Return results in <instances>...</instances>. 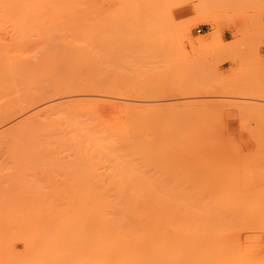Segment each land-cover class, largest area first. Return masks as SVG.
<instances>
[{
  "label": "rangeland",
  "instance_id": "rangeland-1",
  "mask_svg": "<svg viewBox=\"0 0 264 264\" xmlns=\"http://www.w3.org/2000/svg\"><path fill=\"white\" fill-rule=\"evenodd\" d=\"M77 2L79 3L23 6V8L21 7L22 11L26 13L31 11V14L28 13L29 15L25 19L22 18L23 21H18L20 18L17 20L0 15V53L21 56L24 59L27 57L33 63L36 62L34 70L23 77L21 86L24 85V88L22 90L29 87L35 90L43 85L48 86L50 90L46 96L44 95V99L40 98L41 102L27 106L26 109L22 108L15 115L0 119V141L6 137V142L8 131L11 132L10 129L18 127L17 125H21L20 122L24 123L25 119L27 121L32 117L37 118L39 127L40 125L45 127L47 124L40 123L41 118L43 121H48L49 118L50 121L45 128L47 132L62 127L63 132L54 134V137L65 140L60 145L56 144L43 150V153H40V150V154L30 151L33 155L29 154V156L33 157L27 156L25 160L23 158L25 156H22L21 160L20 157L14 158L13 156L17 153L12 151L13 149L10 150L9 147L5 150L7 145H3L4 149L0 145L2 147L0 149V172L7 173L6 175L3 172L0 173V214L4 215H0V218L10 217L5 219L8 222L15 218L19 220V222L15 221L20 225L13 227L9 222L10 224L7 223V225L11 226L8 227L2 224L3 218L0 219V230L2 229V233H4L3 236L0 231L2 235V238L0 235V242L2 240V243L5 244L0 243L2 245L0 247L5 252L11 251V254H6L0 248V250L2 249L0 261L5 259L0 263L5 262L9 258L8 255L13 261H20L21 258H26L25 260L38 259V253L36 257L35 251L38 252L41 249L39 245L41 238L39 237L40 241L37 238L42 233L40 227L45 226L47 221L42 220L44 225L37 222L39 226L41 225L39 228L37 227L38 230L35 228V223L33 228H28V226H30V222H33V219L37 220L38 215H41L42 218V215H49L50 211V214H53L54 210V214L60 215V218L58 217L60 220L64 218L61 216H67L65 217L66 221L63 222L57 219L59 223H65L62 226L55 218L53 220L56 223L49 219L55 223H52L53 226L56 224V226H64V230H66L64 232H69V230L71 232L73 227L69 224L72 223L76 227L73 230V232L75 231L73 235L78 233V238L80 240L82 238L81 242L85 243L86 240V244L89 243V245H83L81 242L76 243L78 238L75 236L76 245L72 239L73 245L67 243L69 246L71 245L72 250L68 246L65 247L66 243L63 249L67 248V250L60 252L61 248H58V256L60 253L61 256L63 255V259L64 257L67 259L66 256L73 254V258L69 257V259L74 264L76 254L86 257L89 252L94 251L84 252V250L95 247V237L93 236L96 233L94 230L96 225L95 221H92L95 218L93 210L89 219L85 218V216L87 217V214L85 215L86 208L90 202L95 201L98 196H109L108 198L113 199L120 196L121 198L122 196L123 198L142 196L146 197V201L150 200L149 202H152L154 197L159 200L164 199L165 202L158 205L159 208L156 207L157 211H162L166 207V210L164 209L166 212L167 209L170 210H168V214L177 211L178 217L181 213L182 219L184 216L186 217L183 215L186 213L184 211L193 217L194 211H202L201 215L205 216L208 213L206 216L211 217L210 221L214 224L220 221L223 228L221 225L210 226L212 228L204 225L202 227L201 224L202 228L200 226L199 228L187 227L186 222H190L192 219L188 221L184 219V222L181 220L185 223V228L179 229L177 226L178 229L173 227L172 231L170 228H166V234L164 227L161 228L163 230L149 228V230L139 229V231H137L138 229L133 231V229L124 228L119 231L120 233L117 231L116 234L118 237L120 236L118 234H124L125 237L121 236L120 238H125V241L121 242L119 238L115 240L111 247V254L112 256L117 254L112 259L109 257L110 263L107 262L108 264H127L128 262L129 264H227L228 259H231V261H227L228 264H246L248 261L251 262H248L249 264L254 262V264H264V222H262L264 219L260 221L261 218H264V197H262L264 183L260 182L264 180V176L259 173L264 172V165H262L264 157H261L264 156V122H262L264 120V0H81V2L77 0ZM15 9L16 7H14V11L18 7ZM1 10L4 9L0 8ZM15 31L24 33L17 36L14 35ZM38 56L39 59H37ZM51 86L53 88H50ZM35 113L36 115L32 116ZM28 115L32 117L27 118ZM216 121L218 122L216 123ZM39 129L42 131L44 128L41 126ZM259 134L260 136H258ZM250 158H253L254 163L250 161ZM23 162L25 165L21 164ZM220 162L222 163L218 164ZM241 163L242 168L246 165L243 171H241ZM254 164H258V169ZM247 165L248 168L250 167L249 169ZM237 166L241 168L240 173ZM251 168L255 171L250 172L252 176L248 173L253 171L250 170ZM244 169L249 170L244 173V175L248 173L249 176L243 175L244 177H242ZM250 176L251 178H249ZM259 176L262 179L258 181ZM242 178H248L250 183L246 185L249 181L244 179L241 184ZM213 179L216 184L213 186L220 188L219 192L216 191L217 188L210 189L212 185L208 186ZM218 179H222L219 184H217ZM234 179L238 180L240 184L237 182L235 185ZM252 179H254V186L251 184ZM203 180L205 181L203 182ZM214 181L211 184H214ZM189 183H192L191 186ZM194 183L195 186H193ZM226 185H230L231 188ZM14 187L15 189H13ZM208 187L209 190H213V192H209L210 194L207 192ZM226 187L230 191L232 188V190L238 189L234 192L228 190L229 193L226 192V194L234 196V193H237L235 197H239L235 198L231 195L229 197L228 194H225V197H229H227L229 202L223 198V203L219 207L220 203L216 204L217 198L224 195L226 190L223 189ZM72 188H79L81 190H78L79 193L83 195H77L79 194L77 190V192L69 191ZM89 188H94L93 192L91 191L94 196L91 193L88 194ZM253 189L255 190L253 191ZM8 190L10 191L7 192ZM82 191L86 192V197H91L87 198V200H91L87 201L89 205L86 208V203L83 202V200L86 202V197ZM187 191H189L188 194ZM58 192L65 195L62 194L66 198L63 199L64 201L58 200L61 194ZM69 192L71 193L69 194ZM58 194L59 197L55 199ZM67 194L69 198H72L71 194H75L81 201L75 197L77 201L72 198L71 202ZM54 196L55 198H53ZM181 196L183 198L181 201L186 200V203L183 204L178 200ZM165 197L169 198L165 199ZM191 197L192 201L189 200ZM240 197L242 200L238 201L237 199ZM24 200H28V202L30 200L31 204L25 207ZM73 201L79 207L70 204L64 205V202L73 203ZM177 201L180 208L175 206ZM149 202L148 206L151 205ZM168 202H172L175 208L171 207L172 205L170 206ZM50 203L52 206L54 205L53 209L52 206L51 209H48ZM224 203H229L228 205L231 207L235 203L232 209L230 207V212L233 211L232 214L230 212L228 214L229 207ZM62 204L65 208L60 206ZM223 204L227 211L221 212L222 210L219 209L223 208ZM237 204L239 209L235 206ZM37 205L39 206L37 207ZM153 205L149 207L151 211L155 209L156 205ZM31 206L33 207L29 208ZM66 206H69V209H66ZM216 206L219 208H215ZM160 207L163 209L160 210ZM57 208L58 210H56ZM211 208L212 210L215 208V211L218 210L219 212H216L218 215L225 212L228 215L231 214V217L238 215L236 220L242 218L243 213L241 212L243 211H248L253 216L257 215L256 218L259 219L254 218L257 222L254 219V221L252 219L249 221L253 222V225L256 224L257 227L254 226L258 230H248L254 226L247 223L246 220L243 222L244 225L248 224L250 227L247 230H242L239 227L243 224L242 222L238 225V221L230 219V216L226 217L225 214H223L224 217L221 215L222 219L225 223L227 221L231 228L227 223V226H224L225 223L220 215L217 218V214L214 211L211 212ZM16 209H19V213ZM237 209L241 211L238 212L241 215L236 213ZM164 210L162 212L166 214ZM206 210H210V214L216 215H210ZM80 211H82L83 217H80L82 216L81 213H78ZM29 212L33 216L32 220ZM182 212L184 213L182 214ZM189 214L187 217L191 218ZM249 214L246 213L247 217L243 216V218H247V221ZM23 215H30L28 218L24 216V219L27 218L28 221L23 220ZM253 216L249 217L253 218ZM20 218L26 222L25 225H22ZM72 218L74 219L71 220ZM83 218H85L84 221ZM196 218L194 220H197ZM203 219L206 221L205 218ZM211 219L217 222H213ZM229 219L232 220V223L228 222ZM48 223L50 228L52 225L50 222H47L45 227H48ZM81 223L84 224L79 225ZM233 223H236L234 226H238V228H235ZM26 224L28 226L25 229ZM5 226L8 227L7 234L11 232L8 235L4 232L6 231L4 230ZM243 227V229L246 228ZM34 228L36 231L32 230ZM28 229L34 232L35 237L36 232L40 231L41 233H37L38 236L32 240L34 236L31 232L30 236L33 237L30 240L29 237L27 239L30 232ZM62 229L58 231L63 233ZM174 230L176 231L174 232ZM93 231L94 233H92ZM19 233L21 236L17 235ZM155 233L157 234L155 235ZM245 233H259V241L255 240L254 242L247 238V243L258 241V245L253 246L252 244L250 247L247 244L244 245L246 240L243 242L245 236L243 234ZM20 237L21 239H19ZM258 237L255 236L253 239ZM6 238L8 241H10L9 239L12 241L9 244L7 240L3 242ZM91 238H93L92 241ZM138 238L140 239L138 240ZM170 238L174 239L170 241ZM24 239H27V242H22V240L25 241ZM35 239L36 242H39L38 245ZM65 240L68 241L66 238ZM33 242L34 245H31L30 243ZM60 242L62 243V240ZM27 243L28 245H24ZM118 243L124 244L118 245ZM78 244H81V247ZM5 246L6 248L8 246V249H5ZM28 246L33 247L29 249ZM37 246H39L38 249ZM82 247L85 249L83 250ZM166 247L169 252L170 250L175 251V253L172 252L175 255L179 250L176 256L178 260L176 257L173 259L175 261L172 260L174 255H171ZM251 248L255 249L251 251ZM13 249L17 250L16 255H12ZM163 249L166 251L163 252ZM80 250L84 254L79 253ZM18 251L19 254H17ZM64 252L65 254H63ZM2 253H5L6 257ZM85 253L87 254L85 255ZM241 253H244L246 259L248 254L252 257L245 260ZM255 253L259 256L257 263ZM230 254L235 255L236 258L232 255L229 256ZM31 255L35 257L32 256L29 259L28 256L31 257ZM92 258L96 257L90 259ZM250 259H253L254 262ZM77 260L80 259L77 257ZM171 260L172 262H169Z\"/></svg>",
  "mask_w": 264,
  "mask_h": 264
},
{
  "label": "bare ground",
  "instance_id": "bare-ground-1",
  "mask_svg": "<svg viewBox=\"0 0 264 264\" xmlns=\"http://www.w3.org/2000/svg\"><path fill=\"white\" fill-rule=\"evenodd\" d=\"M70 1V2H69ZM76 2L75 4H77V3H79V2H77V0H0V8H3L4 10H1L0 11V15H1V17H8V18H11L12 17V19H17L18 21H23L22 20V18L23 19H25V17H27L29 14L28 13H30L31 14V11H27L28 13H26V12H24V11H22V9H21V7L23 8V6H27V7H32V6H38V5H43V4H53V5H64L63 3H67V2H69L70 4H74L73 2ZM80 2H81V0H80ZM61 3V4H60ZM69 3H67V4H69ZM38 4V5H37ZM14 7H16V9H17V7H18V11L16 10V11H14ZM5 8H11V9H5ZM20 9V10H19ZM26 11V10H25ZM19 32V33H18ZM18 33V34H17ZM24 32H22V31H15V33H14V35H17V36H19V35H22ZM42 56H43V54H42ZM40 57L38 56V58L37 59H39ZM30 62V63H29ZM32 62V63H31ZM33 66H32V65ZM35 65H36V62H34L33 63V61H31V59L29 60V59H27V57L24 59L23 57H21V56H10V54H8V53H4V52H2V53H0V119H2V118H4V117H9V116H12V115H15V113H17L18 112V110H20V109H22V108H25L26 109V107L27 106H31V105H35V103L37 102H41V100H42V98L44 99L45 97H44V95L46 96V94L48 93V92H50V90H49V87L48 86H40V87H37L35 90H32V88L31 87H29V88H26V90H22L24 87V85L23 86H21V81L24 79L23 77L24 76H26L27 74H29V72L31 71V70H34V68H35ZM32 66V67H31ZM32 68V69H31ZM50 88H53L52 86L50 87ZM40 98H41V100H40ZM34 103V104H33ZM28 104H30V105H28ZM21 111V110H20ZM39 113V112H38ZM31 115V114H30ZM30 115H28V116H26L27 118H29V117H32L33 115L35 116L36 115V113L35 114H32V116H30ZM37 117V116H36ZM40 118V117H39ZM32 119V120H31ZM31 119H27V121H26V119H25V121H24V123L22 122H20L19 124H21V125H17L18 127H16V128H13V129H10L11 130V132L10 131H8L9 132V134H7L8 136H7V138H8V140L5 142V140H6V137H4V135H3V137L5 138V139H2L1 141H0V145H2V147H3V145L5 144V145H7V146H5V150H7V149H9V147L11 148L10 150H12V151H14L15 153H17L15 156H13L14 158H18V157H20L19 159L21 160V159H23L24 158V160H25V158L28 156L29 158L30 157H33V156H29V154H31V152L32 151H34V152H38V154H40V153H43V150H45V149H48V148H50V147H52L53 145H56V144H62V143H64L65 142V140H64V138H61V139H55V135L54 134H57L58 132H63V128L62 127H60V128H58V129H53L52 130V132H47V129H45L46 128V126L48 125V121H50V119L48 118L47 120L48 121H43L42 120V118L40 119V123H47L46 124V126L44 127V125H40V127H39V121L37 120V118H31ZM34 119V120H33ZM36 119V120H35ZM24 120V119H23ZM246 120V119H245ZM248 120V119H247ZM42 121V122H41ZM219 121H220V119H219ZM242 121V120H241ZM260 121V120H259ZM218 121H216V123H217ZM243 122V121H242ZM262 122H264V120H262ZM221 124V123H220ZM217 125V124H216ZM16 126V125H15ZM41 126L44 128V129H42V131H41V129H39V128H41ZM218 126H219V124H218ZM221 127V126H220ZM242 127H244V126H242ZM252 127V126H251ZM12 128V127H11ZM65 128V127H64ZM219 128V127H218ZM61 129V130H60ZM37 130H38V132H37ZM258 133V132H257ZM258 136H260V134L258 135ZM261 138V137H260ZM1 139V138H0ZM1 146H0V149L2 148ZM7 147V148H6ZM2 149H4V147L2 148ZM227 149V148H226ZM256 149H258V148H256ZM40 150H41V152H40ZM31 151V152H30ZM255 151V150H254ZM257 151V150H256ZM29 152V153H28ZM40 152V153H39ZM19 153V154H18ZM231 153V152H230ZM256 153V152H255ZM254 153V154H255ZM12 154V153H11ZM232 154V153H231ZM238 154H239V152H238ZM259 154V153H258ZM5 155V154H4ZM31 155H33V154H31ZM257 155V154H256ZM262 155V154H261ZM260 155V156H261ZM22 156H25V157H23V158H21ZM37 156V155H36ZM233 156V155H232ZM216 157V156H215ZM238 157V156H237ZM256 157H258V156H256ZM261 157H264V156H261ZM221 159H222V157H220ZM228 158V157H227ZM235 158H236V156H235ZM19 159H17V160H19ZM236 159H238V158H236ZM251 160V162H253L252 161V159L253 158H250ZM256 160V159H255ZM258 160V159H257ZM256 160V161H257ZM262 160H264V159H262ZM261 160V161H262ZM31 161V160H30ZM217 161V160H216ZM238 161V160H237ZM255 161V163H257ZM12 162V161H11ZM26 162V161H25ZM28 162V161H27ZM242 162V161H241ZM222 162H220V163H218V164H221ZM240 163V162H239ZM239 163H238V165H239ZM243 163V162H242ZM242 163L240 164L241 165V168H242ZM248 163V162H247ZM254 163V162H253ZM253 163H252V165H253ZM18 164V163H17ZM16 164V165H17ZM21 164H24V162L23 163H21ZM234 164V163H233ZM249 164V163H248ZM260 164V163H259ZM25 165V164H24ZM29 165V164H28ZM243 165H245V164H243ZM250 165V164H249ZM255 165V164H254ZM262 165H264V164H262ZM22 166V165H21ZM219 166V165H218ZM251 166V165H250ZM260 167H261V165H259ZM71 167H72V165H71ZM238 167V166H237ZM246 167V165L245 166H243V168H245ZM254 166H252V168H253ZM255 167H257L256 169H258V164L257 165H255ZM255 167H254V169H255ZM67 168V167H66ZM227 168V167H226ZM230 168V167H229ZM233 168V167H232ZM239 168V173H240V170H241V168H240V166L238 167ZM243 168H242V170L241 171H243ZM247 168H248V165H247ZM250 168V167H249ZM248 168V169H249ZM250 169V170H253V171H247V169L245 170V172H243L241 175H242V177H244V176H249V175H247L248 173H250V172H255L254 171V169ZM221 169V168H220ZM234 169H236V167H234ZM255 169V170H256ZM223 170L225 171V168L223 167ZM227 170V169H226ZM223 171V172H224ZM246 171L248 172L246 175H244V173H246ZM3 173H4V171H2ZM2 172H0V173H2ZM21 172H23V171H21ZM25 172V171H24ZM23 172V173H24ZM256 172H258V171H256ZM10 173V172H9ZM18 173V172H17ZM228 173V172H227ZM252 173H250V175L252 176ZM259 173H262V176H264V172H259ZM5 175L7 174V173H4ZM19 174V173H18ZM17 174V175H18ZM254 174H256V173H254ZM1 175H3V174H1ZM17 175H15V176H17ZM23 175V174H22ZM224 175H225V173H224ZM231 176V174H228V176ZM244 175V176H243ZM260 175V174H259ZM251 176L249 177V178H251ZM261 176V175H260ZM260 176L258 177V181H259V179H260ZM233 177V176H232ZM246 178V177H245ZM245 178H242L243 179V181H241V184H242V182H244V179ZM236 179H238V178H236ZM240 179V178H239ZM241 179V180H242ZM261 179H262V177H261ZM260 179V180H261ZM198 180V179H197ZM220 180V181H219ZM221 180L222 179H218V183L217 184H219V182L221 183ZM235 180V179H234ZM245 180H248L249 181V179L247 178V179H245ZM253 180V181H252ZM251 181V184L253 185L254 183V179H252ZM192 181V180H191ZM200 181V180H199ZM199 181H196V182H199ZM205 180H203V182H204ZM213 181H214V179H213ZM212 181V182H213ZM224 181H225V179H224ZM223 181V182H224ZM236 181V180H235ZM240 181V180H239ZM193 182V181H192ZM211 182V183H212ZM234 182V181H233ZM237 182H238V180L236 181V182H234V184L236 185L237 184ZM255 182H257L256 181V179H255ZM260 182H262V183H264V180H262V181H260ZM259 182V184H261ZM208 183V182H207ZM206 183V184H207ZM207 184L208 186H210V185H212V187L210 188V189H213V187L216 185L215 184V181H214V184ZM225 183H226V181H225ZM239 184H240V182H238ZM246 183V182H245ZM250 183V181L248 182V183H246V185L247 184H249ZM190 184V183H189ZM192 184V183H191ZM191 184H190V186H191ZM223 184V183H222ZM250 184V185H251ZM258 184V185H259ZM179 185V184H178ZM214 185V186H213ZM232 185V184H231ZM249 185V186H250ZM255 185H257V184H255ZM257 185V186H258ZM27 186V185H26ZM193 186H195V183L193 184ZM197 186V185H196ZM203 186V185H202ZM227 186V185H226ZM234 186V185H233ZM241 186V185H240ZM254 186V185H253ZM22 187H23V185H22ZM22 187H20L21 189H22ZM180 187V186H179ZM187 187V186H186ZM189 187V186H188ZM187 187V188H188ZM225 187V186H224ZM227 187H230V185L229 186H227ZM224 188L223 190H226V191H224L225 193H223L222 195L224 196H221V197H219V198H217L218 200H217V202H216V204H219L218 206L220 207V205H222V203H223V198L224 199H226L227 201H228V198L230 197V195L231 194H228L229 192H231V191H233L234 192V190H235V188H234V190H232L231 189V191H230V189H228V188ZM241 187H244V186H241ZM241 187H240V189H241ZM3 188V187H2ZM24 188V187H23ZM80 188V187H79ZM79 188H77V189H69V191H81ZM193 188H195V187H193ZM214 188H217V186L216 187H214ZM231 188V187H230ZM237 188H238V186H237ZM245 188V187H244ZM251 188H253L252 186H251ZM258 188V187H257ZM262 188H264V187H262ZM261 188V189H262ZM13 189H15V187L13 188ZM25 189V188H24ZM23 189V190H24ZM90 189V192H88V194L90 195V193L94 196V193H92L93 191H92V189L94 190V188H89ZM218 189V188H217ZM216 189V191H218L219 192V189L217 190ZM222 189V188H221ZM256 189V188H255ZM255 189H253V191L255 190ZM22 190V191H23ZM28 190V189H27ZM83 191L85 190V189H82ZM179 190V189H178ZM181 190V189H180ZM185 190V189H184ZM191 190V189H190ZM196 190V189H195ZM222 190V191H223ZM228 190H229V192H228ZM236 190H238V189H236ZM235 190V191H236ZM243 190H245V189H243ZM10 190H8L7 192H9ZM59 191V190H58ZM76 191V192H77ZM79 191H78V193H79ZM82 191V192H83ZM86 191V190H85ZM88 191V190H87ZM92 191V192H91ZM192 191H193V189H192ZM198 191V190H197ZM205 191H207V190H205ZM215 191V190H214ZM215 191V192H216ZM242 191V190H241ZM258 191V190H257ZM6 192V191H5ZM63 192H65V191H63ZM71 192H69V194L71 193ZM75 192V193H76ZM181 192H183V191H181ZM208 193L209 192H213V190H209V187H208V191H207ZM206 192V193H207ZM217 192V193H218ZM226 192H228L227 194H228V198L227 197H225V194H226ZM233 192H232V194H233ZM247 192V191H246ZM251 193H253L252 191H250ZM250 192H249V194H250ZM262 192H264V191H262ZM59 193V192H58ZM61 193V192H60ZM59 193V194H60ZM74 193V192H73ZM84 193V196L86 197V195H85V193L86 192H83ZM189 193V191H187V194ZM192 193V192H191ZM194 193V192H193ZM192 193V194H193ZM217 193H216V195H217ZM240 193V192H239ZM244 193V192H243ZM255 193V192H254ZM257 193V192H256ZM255 193V194H256ZM9 194V193H8ZM13 194V193H12ZM59 194H58V196H56V198H55V196L53 197V198H55V199H57L58 197H59ZM63 193H61L60 194V197L58 198V200L60 199V202L61 201H64L63 199H66V198H64V196L62 195ZM77 194V193H76ZM87 194V195H88ZM178 195L180 194L179 192L177 193ZM182 194V193H181ZM201 194V193H200ZM210 194V193H209ZM220 194V193H219ZM226 194V195H227ZM235 195L237 194V193H234ZM245 194V193H244ZM257 194H261V193H257ZM7 195V194H6ZM19 195V194H18ZM62 195V196H61ZM72 195V198L74 199V200H76L75 199V197L76 198H78L77 197V195H83L82 193H79V194H77V195H73V194H71ZM70 195V196H71ZM91 195V196H92ZM191 195V194H190ZM202 195V194H201ZM207 195V194H206ZM214 195V194H213ZM235 195L233 196V195H231V197H235ZM241 195V194H240ZM250 195H252V194H250ZM9 196V195H8ZM53 196V195H52ZM67 196H68V194H67ZM74 196V197H73ZM96 196V195H95ZM204 196H205V194H204ZM211 196H212V193H211ZM242 196V195H241ZM244 196V195H243ZM32 197V196H31ZM63 197V198H62ZM81 197V196H80ZM84 197V198H85ZM90 197V196H89ZM89 197H86V202L83 200V202L84 203H86V206H85V208L89 205V202H90V200L91 199H89V200H87V198H89ZM109 197V196H108ZM108 197H99L98 196V198L96 199L95 198V201H93V202H90V205L86 208L87 209V213H85V215L87 214V217L85 216V218H87V220L89 219V217L91 216V211L93 210V213H94V215H95V220L93 219L92 221H95L94 222V224L96 225V228L94 229L95 231H96V233H94V231L92 232V233H94L95 234V236H93V237H95L94 238V243H95V247H90L91 245H92V243H90L91 245L90 246H88L89 248H91L90 250H84L85 248H83L82 247V249L84 250V252H89V251H93V252H89L88 253V256L86 255L87 253H85V255H86V257L84 256L83 257V255L82 254H80V256H77V255H79V254H76L75 255V257H74V259H75V261L72 259V261H74V264H108V263H110V259H109V257L112 259V257L115 255V254H117V253H113L114 255L112 256V254H111V252H112V250H111V247L114 245V242H115V240L117 239V238H119V239H121L120 241L122 242V240H124L123 238H120L121 236H124V234L123 235H121V234H118V235H120L119 237L117 236V234H116V232L118 231H121L122 229H124V228H126V229H133V231H135L136 229H138L137 231H139V229L141 230H146V229H148L149 230V228H151V230L152 229H161V228H163L164 227V232H165V234L167 233L166 232V228L168 229V228H170V231H172L171 230V228L173 229V227L174 228H176L177 226H179V229L182 227V228H185L186 227V225H187V227H198L199 228V226H200V224H201V226L203 227V225L204 226H208V227H210V226H218V225H221V223H217V224H214V223H212L211 221H210V218H209V216H206V215H208V213H206L204 210V212L206 213L205 214V216L204 215H201L200 213L202 212V211H199V212H197V211H194V217L191 215V214H189V213H187V211H184V212H186L185 214H183L184 212H182V214L183 215H186V217L184 218L183 217V219H182V217H181V213H179V216L180 217H178V213H177V211L176 210H174L173 208H175V207H173L174 205L172 204V202L170 203V202H168V204L170 203V206L171 207H173V208H171V210L173 209L174 211H176V213H177V215H176V213L175 212H170L169 214H168V210L169 209H167V212L165 211L166 210V207L163 209L162 207H160V210L161 209H163L164 210V212H166V214L165 213H163L162 211H157L158 209H156V207L157 208H159L158 207V205L160 206V204H163V202H165V201H163L164 199L163 198H161V199H163V200H159L158 198L157 199H155V197H154V200H152V202H149L150 200H148V201H146V197H139L138 198V196L137 197H132L131 196V198L129 197H127V198H123V196H122V198H121V196L120 197H118V198H108ZM125 197V196H124ZM162 197V196H161ZM174 197H176V196H174ZM207 197V196H206ZM237 197H239V196H236L235 198H237ZM251 197V196H250ZM250 197H245V198H250ZM260 197V196H259ZM262 197H264V195H262ZM29 198V197H28ZM51 198V197H50ZM61 198H62V200H61ZM68 198H69V196H68ZM71 197L68 199L69 201H71L72 202V199ZM83 198V199H84ZM91 198V197H90ZM93 198V197H92ZM143 198V199H142ZM169 198V197H168ZM168 198H166L165 197V199H168ZM173 198V197H172ZM220 198H222V199H220ZM261 198V197H260ZM52 199V198H51ZM72 199V200H71ZM176 199H177V197H176ZM181 199H183L182 198V196H181V198H178V200H180V202H182L181 201ZM185 199V198H184ZM192 197L189 199V200H191L192 201ZM199 199V198H198ZM197 199V200H198ZM201 199V198H200ZM233 199V198H232ZM232 199H229V200H232ZM244 199V198H243ZM256 199V198H255ZM12 200V199H11ZM53 200V199H52ZM58 200H56L57 202H58ZM78 201H81L79 198L77 199ZM76 200V201H77ZM172 201H173V199H171ZM196 200V199H195ZM220 200V201H219ZM234 200V199H233ZM238 201H241L242 199H241V197H240V199H237ZM87 201H89V202H87ZM169 201V200H168ZM186 200H184V202H182L183 204L184 203H186L185 202ZM202 201V200H201ZM215 201H216V199H215ZM255 201V200H254ZM35 202V201H34ZM34 202H33V204H34ZM54 202H55V200H54ZM74 202L75 201H73V203H66V202H64V205H68V204H70V205H73L74 207L75 206H77V205H75L74 204ZM82 202V203H83ZM148 202L152 205V204H154V205H156L155 206V209L154 210H156V211H154V210H150V206L151 205H149L148 206ZM162 202V203H161ZM179 202V203H180ZM209 202V201H208ZM229 202V201H228ZM59 203V202H58ZM76 203V202H75ZM91 203H92V205H94L93 207H92V205H91ZM93 203H95V204H93ZM177 203V204H176ZM194 203V202H193ZM201 203V202H200ZM200 203H198V204H200ZM203 203V202H202ZM215 203V202H214ZM238 203V202H237ZM256 203V202H255ZM31 203H30V200H29V202H28V200H24L23 201V205L26 207H28V205H30ZM42 205L44 204V203H41ZM41 204H40V206H41ZM175 206H178L179 207V205H178V201L177 202H175ZM204 204V203H203ZM207 204V203H206ZM225 204V203H224ZM224 204H223V208L221 207L219 210H222L221 212H223V211H227V210H225L224 209ZM227 204V203H226ZM225 204V205H226ZM229 204V203H228ZM227 204V207H229V210H228V214H229V212L231 211V209L233 208V205L235 204H233L232 205V207H231V205L229 206ZM230 204H231V202H230ZM239 204H241V202H239ZM249 204V203H248ZM10 205V204H9ZM8 205V206H9ZM12 205V204H11ZM50 206L48 207V209H51V206H52V204L50 203L49 204ZM63 204L62 205H60V206H63V208H65V206H64ZM153 205V206H154ZM164 205H167V204H165L164 203ZM242 205V204H241ZM252 205V204H251ZM39 205H37V207H38ZM161 206H163V205H161ZM181 206V205H180ZM213 206H215V205H213ZM218 206H216L215 208H219ZM235 206H237V208H238V204L237 205H235ZM14 207H15V204H14ZM17 207V206H16ZM33 206H31V207H29V208H32ZM53 207H54V205L52 206V209H53ZM69 206H66V209H69L68 208ZM77 207H79V206H77ZM92 207V208H91ZM167 207H169V206H167ZM203 207V206H202ZM209 207V206H208ZM230 207H231V209H230ZM240 207H242V206H240ZM245 207H247V206H245ZM253 207V206H252ZM12 208V207H11ZM10 208V209H11ZM71 208H73V207H71ZM170 208V207H169ZM180 208V207H179ZM199 208V207H198ZM214 208V209H215ZM235 208V207H234ZM244 208V207H243ZM248 208V207H247ZM15 209V208H14ZM27 209V208H26ZM40 209V208H39ZM81 209H82V207H81ZM152 209V208H151ZM189 209V208H188ZM191 209H192V207H191ZM203 209H205L204 207H203ZM212 210V208H211V212L212 211H214L215 213L218 211L217 209V211H215V210ZM236 209V208H235ZM239 209V208H238ZM237 209V210H238ZM241 209V208H240ZM245 209V208H244ZM1 210V209H0ZM3 210V209H2ZM6 210H8V209H6ZM17 210V209H16ZM19 210V209H18ZM17 210V211H18ZM22 210V209H21ZM56 210H58V208L56 209ZM60 210H62V209H60ZM72 210V209H71ZM74 210V209H73ZM77 210V209H76ZM79 210V209H78ZM201 210V209H200ZM248 210V209H247ZM41 211V210H40ZM48 211V210H47ZM54 211V210H53ZM52 211V213L53 214H50V212H49V215H47V216H43L42 215V218H41V215H38L37 216V220H39V221H37V220H35V219H33L32 220V218H33V216L31 215V212H29L30 213V215H31V217H30V219L33 221L32 223L30 222V220H29V222H30V226H28V224H26V227H24L25 229L27 228V226H28V228L30 227V228H33V227H35V225H34V223L36 224V227L35 228H39L40 226L38 225V223L39 224H41L44 220L43 219H45V221L44 222H50L51 224L53 223V222H55L56 223V221H54L53 219L55 218L56 220L57 219H59L60 217V215H59V213H57L59 216H57L56 214H54V212ZM64 211H67V210H64ZM170 211V210H169ZM207 211V210H206ZM210 210H208L207 212H209ZM240 210H238L236 213H238ZM241 211H243L242 209H241ZM240 211V212H241ZM16 212V211H15ZM24 212V211H23ZM68 212H69V210H68ZM82 211H80V212H78V213H81ZM213 212V213H214ZM219 212V211H218ZM233 212V211H232ZM232 212H230L231 214H232ZM247 214H249L248 213V211H245ZM244 211L243 212H241V213H243V216H245V217H247V215H246V213H245ZM18 213H19V211H18ZM33 213V212H32ZM38 213H39V211H38ZM70 213H72V211H70ZM69 213V214H70ZM74 213V212H73ZM163 213V214H162ZM199 213V214H198ZM244 213H245V215H244ZM256 213V212H255ZM258 213H259V211H258ZM261 213V212H260ZM14 214V213H13ZM28 214V213H27ZM46 214V213H45ZM65 214H67L66 212H65ZM82 214V213H81ZM188 214L191 216V218H188L187 216H188ZM195 214H197V215H195ZM204 214V213H203ZM209 214H210V212H209ZM217 214V215H216ZM216 214H210V215H216V217L217 218H219V215H220V218L222 219V216L224 217V215L223 214H225V216L227 217V216H230V219H232V220H235L236 222H237V224L238 225H240V223L242 222H244V220H246V222L247 223H250V219H252V221H254L255 219H259V218H256L257 217V215H255V216H253L252 214L250 215L249 214V216H253V218H250L249 216H248V221H247V218H243V216H242V218H239V220H236V218H238L237 216L238 215H236V216H234V215H232V217H231V214L230 215H228L226 212L225 213H223V214H219L218 215V213H216ZM227 214V215H226ZM235 214V213H234ZM239 214V213H238ZM254 214V213H253ZM0 215H3V214H0ZM19 215V214H18ZM30 215H27V216H25V215H23V220H27L28 221V216H30ZM34 215H36V214H34ZM76 215V214H75ZM222 215V216H221ZM239 215H241V214H239ZM4 216V215H3ZM22 216V215H21ZM24 216L25 217H27V218H25L24 219ZM67 215H65V216H61V217H64L63 218V220L61 219H59V221H66L65 220V217H66ZM78 216V215H77ZM79 216H80V214H79ZM79 216H78V218H79ZM199 216V217H198ZM1 217V216H0ZM16 217H17V215H16ZM40 217V218H39ZM45 217V218H44ZM47 217V218H46ZM50 217V218H49ZM51 217H53V218H51ZM57 217V218H56ZM59 217V218H58ZM69 217V216H68ZM72 217V216H71ZM71 217H69V218H71ZM80 217H83V214H82V216H80ZM193 217V218H192ZM197 217V218H196ZM209 218V220H208V218ZM215 217V218H216ZM225 217V218H226ZM235 217V219H233ZM239 217H241V216H239ZM3 218V222H2V224H4V225H6V226H8L7 225V223L8 224H10L9 222H11V225L13 226V227H17L18 225H19V220H17V219H11V221H9L8 222V220L6 221L5 219H7V218H10V217H2ZM2 218H0V219H2ZM13 218V217H12ZM85 218H83V221H84V219ZM93 218V217H92ZM180 218V219H179ZM194 218H196L197 220H194ZM200 218V219H199ZM203 218H207L206 219V221H204V219ZM213 219H214V217H212ZM229 218V217H228ZM255 218V219H254ZM261 218V217H260ZM21 219V218H20ZM49 219H52L51 221H53V222H51ZM74 218H72L71 220H73ZM77 219V218H76ZM80 219H82V218H80ZM184 219L185 220H191L192 219V221H188V222H186V225H185V223H183L184 222ZM202 219V220H201ZM228 220V222L230 221V223H232V220ZM254 219V220H253ZM262 219H264V218H261L260 219V221L262 220ZM12 220H13V222H12ZM15 220H17L18 222H16ZM22 220V219H21ZM23 220H22V225L24 224V223H26V222H23ZM35 220V221H34ZM43 220V221H42ZM181 220H183V222L181 221ZM200 220V221H199ZM212 220V219H211ZM225 220H227V219H225ZM4 221H6L5 223H4ZM17 223V225H16V223ZM68 221V220H67ZM70 221V220H69ZM81 222H83L82 220H80ZM204 221V222H203ZM209 221V222H208ZM213 222H217L216 220H212ZM222 221H224V219H222ZM240 221V222H239ZM256 222H257V220H255ZM38 222V223H37ZM46 222V223H47ZM57 222H58V220H57ZM62 222H58V224L59 225H63V224H65V223H62ZM91 222V221H90ZM180 222V223H179ZM195 222H198V223H195ZM201 222V223H200ZM245 222V223H246ZM262 222H264V221H262ZM0 223H1V221H0ZM15 223V224H14ZM20 223H21V221H20ZM45 223V226L47 225ZM55 223H53V224H55ZM69 223V222H68ZM67 223V224H68ZM73 223H75L74 221H73ZM89 223V222H88ZM181 223H182V225H181ZM224 223H225V221H224ZM224 223H223V225H224ZM226 223H227V221H226ZM226 223H225V225L224 226H227L226 225ZM241 223V224H242ZM246 223V224H247ZM253 222H251L250 223V225L252 224ZM32 224V225H31ZM43 224V223H42ZM53 224L52 225H50L51 227L49 228V223H48V227H45V226H41L40 227V231H42V233L41 234H39V232H36V237L38 236V234H39V236H38V240L41 242L39 245L41 246L40 248V250H42V251H40V250H38V252H36L35 251V255H36V257H37V253H38V259H36L35 258V260H25L24 258H21L22 260H20L19 258H18V260H20V261H13L12 259H10V256L8 255L7 257H9V258H7V260L5 261V262H3V263H0V264H73V262H70L71 260L69 259V257H72L73 258V254H69V256H66L67 257V259L64 257V259H63V255L61 256L60 255V253H59V256H58V252H57V250L59 251V249L58 248H61V249H63V247L65 246V243L67 244V243H69V244H71L72 243V241H73V243L76 245V243H80L81 241H82V238H81V240H80V238H78V236H77V234L75 233V236H77V238H78V240H80V241H76L75 239H76V237L73 235L74 234V232H73V230H75V228L76 227H74L73 225H72V223H70L69 224V226H72L73 227V230L70 232V230H69V232L67 231V232H64V231H66V230H64V226L63 227H61V226H53ZM77 224V223H76ZM82 224H84V223H81V224H79V225H82ZM85 224H87V222H85ZM91 224H93L92 222H91ZM93 224V225H94ZM196 224H198L197 226H196ZM228 225H229V223H227ZM236 223H233L232 225L234 226ZM11 225H9L8 227H10ZM25 225V224H24ZM44 225V224H43ZM89 225V224H88ZM92 225V226H93ZM245 226L246 228L245 229H243L244 227L243 226ZM242 225H240L239 227H240V229L242 228V230H247L249 227H248V224L247 225H244V223L242 224ZM253 225V224H252ZM254 225H256V224H254ZM253 225V226H254ZM259 225V224H258ZM5 226V229L4 230H6L8 227H6ZM20 226V225H19ZM65 226H67V225H65ZM75 226H77V225H75ZM91 226V227H92ZM166 226V227H165ZM168 226V227H167ZM200 226V227H201ZM222 226V225H221ZM220 226V227H221ZM57 227H59V228H57ZM61 227V228H60ZM72 227H70V228H72ZM201 227V228H202ZM212 227H210V228H212ZM235 228L237 227L238 228V226H234ZM256 227H257V225H256ZM259 228H261L260 227V225L258 226ZM1 228H2V226H1ZM35 228L34 229H32L33 231H36V230H38V228L35 230ZM45 228H49V229H51V230H46ZM63 228V229H62ZM70 228H66V229H70ZM81 228V227H80ZM209 228V229H210ZM219 228V227H218ZM218 228H216V229H218ZM222 228H223V226H222ZM221 228V229H222ZM224 228H226V227H224ZM229 228H231V226L229 225ZM228 228V229H229ZM43 229H44V232H43ZM63 230V233H69V234H67V235H64L62 232H60V231H58V230ZM82 229V228H81ZM86 229V228H85ZM93 229V228H92ZM128 229V230H129ZM176 229H178V228H176ZM197 229V228H196ZM215 229V228H214ZM220 229V228H219ZM258 230V228L257 229H255V226H254V228H249L248 230ZM13 230H15V229H13ZM77 230H79V229H77ZM161 230H163V229H161ZM191 230V229H190ZM261 230H262V228H261ZM1 231V233L3 232L2 231V229L0 230ZM10 231V230H9ZM24 231H27V230H24ZM30 231V232H29ZM46 231V232H45ZM49 231V232H48ZM84 231V230H83ZM154 231V230H153ZM168 231V230H167ZM176 230H174V232H175ZM198 231V230H197ZM223 231V230H222ZM227 231V230H226ZM4 232H6V234H7V232H8V230H6V231H4ZM16 232H17V230H16ZM29 232V233H28ZM28 235H27V239H28V237L30 238V240H31V238L33 237V239L32 240H34V238H36L35 237V235L33 234L34 232H32L30 229H28ZM31 232H32V237L30 236V234H31ZM84 232H86V231H84ZM84 232L82 233L83 235H84ZM88 232V231H87ZM129 232V231H128ZM154 232H157V231H154ZM159 232V231H158ZM213 232V231H212ZM220 232V231H219ZM233 232V231H232ZM9 233H11V232H9ZM8 233V234H9ZM26 233V232H25ZM26 233V234H27ZM38 233V234H37ZM120 233V232H119ZM178 233V232H177ZM222 233V232H221ZM225 233V232H224ZM223 233V234H224ZM7 234V235H8ZM21 233H19V234H17V235H20ZM23 234H24V232H23ZM93 234V235H94ZM132 234V233H131ZM141 234V233H140ZM157 233H155V235H156ZM164 234V233H163ZM170 234V233H169ZM180 234H182V233H180ZM184 234V233H183ZM220 234V233H219ZM222 234V235H223ZM248 234H249V236H248ZM252 234V235H251ZM257 234V233H256ZM256 234H253V233H245V234H243V242L245 241L246 243L244 244V245H246L247 244V246H249L250 247V245L252 246V244H253V246L254 245H258L257 244V242L259 241V237H260V235H256ZM1 235V234H0ZM2 235L4 236V233H2ZM2 235H1V238H2ZM70 236V237H67V236ZM73 235V236H72ZM89 235V234H88ZM91 235V234H90ZM89 235V236H90ZM129 235V234H128ZM133 236H134V234H132ZM153 235V234H152ZM159 235V234H158ZM198 235V234H197ZM200 235V234H199ZM214 235V234H213ZM217 235V234H216ZM247 235V236H246ZM250 235H251V237H250ZM254 235V236H253ZM13 236H14V234H13ZM21 236V235H20ZM26 236V235H25ZM66 238V239H68V241L67 240H65L64 241V237ZM86 236V235H85ZM92 236V235H91ZM151 236V235H150ZM162 236H164V235H162ZM171 236V235H170ZM255 236H259L257 239L255 238V239H253ZM7 237H9V236H7ZM19 237V236H18ZM17 237V238H18ZM40 237V238H39ZM73 237H74V239H73ZM79 237H81V236H79ZM125 237V236H124ZM135 238H136V236H134ZM141 237V236H140ZM146 237H147V235H146ZM157 237V236H156ZM196 237H198V236H196ZM218 237V236H217ZM10 238V237H9ZM70 238V239H69ZM87 238H88V236H87ZM127 238H129L128 236H127ZM164 238H166V237H164ZM163 238V239H164ZM179 238V237H178ZM177 238V239H178ZM182 238V237H181ZM190 238V237H189ZM203 238V237H202ZM216 238V237H215ZM245 238V239H244ZM247 238H250L251 240H254V242H255V240H258L256 243H251V242H249V243H247ZM19 239H21V237L19 238ZM27 239L25 240V241H23L22 240V242H27ZM71 239H72V241H71ZM85 239V238H84ZM92 239L93 238H91V241H92ZM131 239V238H130ZM137 239V238H136ZM140 238H138V240H139ZM146 239V238H145ZM152 239V238H151ZM172 239H174V238H170V241H172ZM180 239V238H179ZM194 239V238H193ZM220 239V238H219ZM225 239V238H224ZM235 239V238H234ZM249 239V240H250ZM5 240H7V238L6 239H4L3 240V242L5 241ZM10 241H8V244H9V242H11L12 241V239H9ZM60 240H62V243L60 242ZM74 240L76 241V243L74 242ZM137 240V241H138ZM144 240V239H143ZM160 240V239H159ZM166 240V239H165ZM204 240V239H203ZM233 240V239H232ZM250 240V241H251ZM71 241V242H70ZM87 241H88V239H87ZM125 241V240H124ZM127 241V240H126ZM129 241V240H128ZM127 241V242H128ZM151 241V240H150ZM161 241H162V239H161ZM215 241H217V240H215ZM20 242V241H19ZM35 242H36V239H35ZM64 242V243H63ZM85 243H83V242H81V244L83 243V245H85L86 244V240L84 241ZM89 242H90V239H89ZM119 242V241H118ZM120 242V243H121ZM130 242V241H129ZM152 242V241H151ZM150 242V243H151ZM160 242V241H159ZM180 242H183V241H180ZM197 242V241H196ZM226 242V241H225ZM225 242H223V243H225ZM229 242V241H228ZM2 245H5V244H3L2 243V240H1V242H0ZM6 243V242H5ZM37 243V245H38V243L39 242H36ZM73 243H72V245H73ZM93 243V244H94ZM120 243H118V245L120 244ZM165 243V242H164ZM168 243V242H167ZM170 244H171V242H169ZM234 243V242H233ZM0 244V246H2ZM31 245L33 244L34 245V242L33 243H30ZM29 244V245H30ZM60 244V245H59ZM61 244H63L62 246H61ZM69 244H67L65 247H69L70 249H71V245L69 246ZM81 244H78V245H80L79 247H81ZM117 244V243H116ZM122 244H124V243H122ZM122 244H120V245H122ZM157 244V243H156ZM173 244V243H172ZM242 244V245H243ZM24 245H28V243L27 244H24ZM30 245V246H31ZM74 245V246H75ZM86 245H89V243L88 244H86ZM155 245V244H154ZM177 245H179V243L177 242ZM177 245H176V247H177ZM238 245V244H237ZM260 245V244H259ZM30 246H28V248L30 249H32V247H30ZM36 246V245H35ZM60 246V247H59ZM73 246V247H74ZM92 246H94V245H92ZM157 246V245H156ZM173 246V248H175L174 247V245H172ZM234 246V245H233ZM4 247V246H3ZM38 247L39 246H37L36 248L38 249ZM169 247H170V245H169ZM244 247V246H243ZM248 247V250L250 249ZM0 248H2V247H0ZM10 248V247H9ZM24 249H25V247H23ZM27 248V247H26ZM75 248H76V246H75ZM87 248V247H86ZM94 248V249H93ZM163 248V247H162ZM161 248V249H162ZM236 248H238V247H236ZM245 248V247H244ZM243 248V249H244ZM3 249V248H2ZM1 249V250H2ZM5 249H8V246H7V248H6V246H5ZM11 249V248H10ZM60 249V252H62V251H64V250H67V248L66 249H63V250H61ZM69 249V250H70ZM79 249H81V248H79ZM166 249H167V247H166ZM176 249V248H175ZM252 249V248H251ZM255 249V248H254ZM254 249H252L251 251H253ZM1 250H0V252H1ZM14 250V249H13ZM35 250V249H34ZM72 250V249H71ZM70 250V251H71ZM164 250V249H163ZM233 250V249H232ZM238 250V249H237ZM247 250V251H248ZM4 251V249L2 250V252ZM32 251V250H31ZM80 251H82V250H80ZM80 251H78L79 253H83L84 254V252L82 251V252H80ZM120 251V250H119ZM161 251V250H160ZM166 250H164L163 252H165ZM167 251L169 252V250L167 249ZM230 251V250H229ZM234 251V250H233ZM244 251H245V249H244ZM250 251V250H249ZM5 252V251H4ZM11 252V251H10ZM10 252H5L6 254L7 253H10ZM16 252H17V250L15 251L14 250V253H12V255H16ZM41 252V253H40ZM67 252V251H66ZM75 252V251H74ZM115 252V251H114ZM168 252H167V254H168ZM170 252H171V255H174L173 257H172V260L174 259V257H176L177 256V253L179 252V250H178V252L176 251V255L174 254L175 253V251H173V250H170ZM169 252V253H170ZM172 252H174L173 254H172ZM182 252V251H181ZM238 252V251H237ZM5 253H2L3 254V256H4V254ZM32 253V252H31ZM68 253H70L69 251H68ZM94 253V254H93ZM119 253V252H118ZM121 253V252H120ZM157 253V252H156ZM225 253V252H224ZM230 253H232V252H230ZM245 253V252H244ZM244 253H241V254H243V256L242 257H244ZM250 253V252H249ZM6 254H5V257H6ZM11 254V253H10ZM17 254H19V251H18V253ZM29 254V253H28ZM27 254V255H28ZM32 254H34V253H32ZM40 254V255H39ZM63 254H65V252L63 253ZM90 254V255H89ZM123 254V253H122ZM181 254V253H180ZM182 254H183V252H182ZM240 254V255H241ZM252 254V253H251ZM256 254V253H255ZM254 254V255H255ZM66 255H68V254H66ZM71 255V256H70ZM96 255V256H95ZM110 255V256H109ZM188 255V254H187ZM186 255V256H187ZM190 255V254H189ZM232 254H230L229 256H231ZM246 255V254H245ZM258 255H261V254H258ZM1 256V255H0ZM30 256V255H29ZM28 256V258L30 259V258H32V256H33V258L35 257L34 255H31V257H29ZM62 258H61V257ZM168 256V255H167ZM181 256V258H182V255H180ZM238 256V255H237ZM250 256V257H249ZM14 257V256H13ZM21 257V256H20ZM22 257H23V255H22ZM77 257L80 259L79 261L77 260ZM91 257H96L95 259H90ZM169 257H170V255H169ZM168 257V258H169ZM232 257H235V255H232ZM242 257H241V259H242ZM247 257V256H246ZM252 257V255H249L248 254V258H251ZM254 257V256H253ZM258 257L259 256H257V254H256V256H255V261H256V263H257V259H258ZM61 258V259H60ZM177 258V257H176ZM180 258V257H179ZM190 258H191V256H190ZM227 258H229V257H227ZM236 258V257H235ZM245 258V257H244ZM248 258L246 259L245 258V260H248ZM15 259H16V257H15ZM69 259V260H68ZM170 259H171V257H170ZM188 259V258H187ZM210 259V258H209ZM209 259H204V260H209ZM3 260H5V259H2L0 262H2ZM66 260H67V262H66ZM92 260V261H91ZM136 260V259H135ZM140 260V259H139ZM167 260H169V259H167ZM172 260L171 261H169V262H172ZM177 260H178V258H177ZM203 260V261H204ZM223 260V259H222ZM227 260V259H226ZM226 260H224V261H226ZM231 261V259H228L227 261ZM238 260V259H237ZM245 260L243 261V263L245 262ZM250 260H252L253 262H254V260L253 259H250ZM62 261V262H61ZM78 261V262H77ZM173 261H175V260H173ZM180 261V260H179ZM226 261V263L228 264V262ZM242 261V260H241ZM240 261V262H241ZM108 262V263H107ZM131 262V261H130ZM137 262V261H136ZM140 262V261H139ZM199 262V261H198ZM249 262V261H248ZM247 262V263H248ZM124 263V262H123ZM132 263V262H131ZM133 263H134V261H133ZM138 263V262H137ZM142 263H144V262H142ZM174 263V262H173ZM176 263V262H175ZM185 263V262H184ZM201 263H203V262H201ZM234 263H236V262H234ZM246 263V264H247ZM249 263H251V262H249ZM248 263V264H249ZM255 263V262H254ZM253 263V264H254ZM125 264V263H124ZM127 264H129V262L127 263ZM168 264V263H167ZM170 264H172V263H170ZM198 264V263H197ZM200 264V263H199ZM207 264V263H206ZM245 264V263H244Z\"/></svg>",
  "mask_w": 264,
  "mask_h": 264
}]
</instances>
